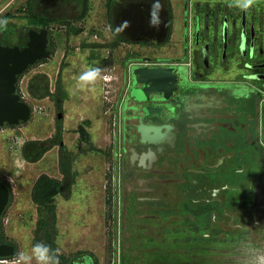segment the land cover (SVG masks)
<instances>
[{
    "label": "flooded vegetation",
    "instance_id": "obj_1",
    "mask_svg": "<svg viewBox=\"0 0 264 264\" xmlns=\"http://www.w3.org/2000/svg\"><path fill=\"white\" fill-rule=\"evenodd\" d=\"M231 3L184 0L175 53H154L171 41V6L161 5L156 27L149 24L147 3L134 6L128 21L133 43L150 51L125 55L115 100L112 187L121 201L123 239L138 241L151 256L162 253L158 263L173 261L177 241L195 238L184 245L194 249L187 251L192 257L180 255L186 260L241 264L218 257L216 250L228 247L212 239L226 231L221 221L242 218L230 204L242 203L264 171V9L251 4L241 11ZM135 67L164 70L158 87L134 81ZM74 264L93 260L84 256Z\"/></svg>",
    "mask_w": 264,
    "mask_h": 264
},
{
    "label": "rangeland",
    "instance_id": "obj_2",
    "mask_svg": "<svg viewBox=\"0 0 264 264\" xmlns=\"http://www.w3.org/2000/svg\"><path fill=\"white\" fill-rule=\"evenodd\" d=\"M183 1L169 0L175 13L174 32L171 41L167 44L162 41V47L154 53L176 52L181 39ZM26 2L0 0V21H6L9 27V31L3 33V45L22 44L27 31L33 29L28 26L22 9ZM133 2L152 5L154 0ZM160 4L166 5L164 0H160ZM126 5L125 0L117 4L115 27L124 25L118 21V11ZM252 5H261L264 9V0H252ZM37 8L41 13L62 17L65 22L51 25L50 40L54 49L51 57L30 66L18 81V94L31 108L30 118L0 127V180L10 188L9 201L0 217L5 238L15 246V255L29 251L36 243L38 208L31 200V190L35 180L47 174L62 182L61 192L56 196L55 242L56 250L68 264L81 262L84 254H91L97 264H122L121 255L127 260L137 259L131 264L164 260L159 256L162 253L155 252L151 256L129 236L123 239L121 201L118 188L112 187L115 100L122 83L125 55H139L150 48L115 40L107 20L106 0H89V11L82 20L74 18L81 9L79 0H42ZM3 28L4 24H0V31L3 32ZM119 33L122 35V31ZM92 68L101 70L99 77L81 87L80 76ZM79 126L88 133V141L81 139ZM252 186L258 201L263 202L264 184L255 180ZM259 213L254 218L246 217L243 226L246 230L249 226L250 230H245L244 234L235 228L237 219L220 222L226 231L216 232L219 239L212 240L228 248L216 250L218 257L241 264H263L264 211ZM196 240L177 241L180 247L170 249V258L174 261L180 255L194 256L187 252L194 249L184 245ZM200 250L199 254L208 255V249L204 250L206 253ZM14 258L0 262L10 264Z\"/></svg>",
    "mask_w": 264,
    "mask_h": 264
},
{
    "label": "trees",
    "instance_id": "obj_3",
    "mask_svg": "<svg viewBox=\"0 0 264 264\" xmlns=\"http://www.w3.org/2000/svg\"><path fill=\"white\" fill-rule=\"evenodd\" d=\"M42 0H27L25 8H22L25 11V17L28 26L32 27L33 29L40 30L42 28H46L48 30V41L49 46L48 48L51 49V52L54 50L53 46L51 45L50 40V28L51 25L56 22H65L62 17L54 16L50 14H44L39 12L37 7L39 6L40 2ZM81 3V9L79 13L74 17L75 20H82L86 17L88 11H89V0H79ZM166 6L168 8L170 7L169 0H164ZM118 0H106V13H107V20L108 24L110 26V29L115 37V40L122 42L124 41V38L119 34V32L116 31L115 23H114V14L116 9V3ZM135 3V2H134ZM145 3V2H139ZM147 4H149L147 2ZM162 5V4H161ZM4 31H0V43L3 45L5 44V39L3 33H7L9 31V27L4 24ZM74 30V29H73ZM27 41V33L23 37V43L19 46H23L25 42ZM44 60V59H43ZM39 62V61H37ZM36 63V62H35ZM34 63V64H35ZM32 66V65H30ZM28 66V68L30 67ZM27 68V69H28ZM26 69V70H27ZM24 73V72H23ZM22 73V74H23ZM22 74L17 76V83L22 76ZM17 87V86H16ZM22 123V122H21ZM8 125V124H5ZM78 130L80 131L81 139L84 141H88V133L84 129L83 126H79ZM256 175V174H254ZM258 175V183L264 184V171L263 172H257ZM257 179V178H256ZM1 181V180H0ZM4 183V182H3ZM6 184V183H4ZM7 185V184H6ZM252 186V185H251ZM9 188V186L7 185ZM62 188V182L59 181L56 178L50 177L47 174H41L34 182L31 190V200L34 204H36L38 208V219L36 222V228H35V242L36 243H45L49 245L52 249H54L59 257V264H68L67 259L62 255L59 254L56 250V234H57V228H56V196L60 194ZM249 189L246 190L245 194H242V203H231L230 207L232 210L235 211V214L237 215V212H242V218H233L237 219L235 223V228L238 232H242L244 234L246 231L250 230L249 226L246 230V227L243 226L244 221H246V217L250 216L254 218L257 213H261L264 211V200L263 202L258 201V195L257 192H255V188L248 187ZM10 191V188H9ZM259 213V214H260ZM259 223V221H258ZM254 225H257V220L254 221ZM253 226V225H252ZM246 230V231H245ZM0 242H5L12 244L10 241H8L5 236L4 232L1 226L0 222ZM16 253V249H15ZM15 256H8L5 258H0V260H8ZM87 258H91L93 260V264H97L96 259L90 254H84ZM125 259H123V263L125 264ZM74 264V262L72 263Z\"/></svg>",
    "mask_w": 264,
    "mask_h": 264
},
{
    "label": "water",
    "instance_id": "obj_4",
    "mask_svg": "<svg viewBox=\"0 0 264 264\" xmlns=\"http://www.w3.org/2000/svg\"><path fill=\"white\" fill-rule=\"evenodd\" d=\"M48 30L29 29L27 42L24 47L19 45H2L0 43V127L4 124L16 125L30 118V106L21 100L16 92L17 76L22 74L30 65L45 58L51 57L48 48ZM164 70L135 67L132 71L134 81H152L154 88L162 80ZM61 114H58V118ZM10 197V191L6 184L0 181V217ZM15 246L0 242V258L13 256Z\"/></svg>",
    "mask_w": 264,
    "mask_h": 264
},
{
    "label": "clouds",
    "instance_id": "obj_5",
    "mask_svg": "<svg viewBox=\"0 0 264 264\" xmlns=\"http://www.w3.org/2000/svg\"><path fill=\"white\" fill-rule=\"evenodd\" d=\"M252 4V0H232L230 6L241 11H247ZM161 9L160 0H154L150 10V26L156 27L160 23L159 12ZM6 21H0V24H5ZM126 22L120 27H116L117 32H121L126 27ZM99 68H92L80 76L81 87L93 83L100 75ZM59 264V257L54 249L45 243H35L29 251H21L15 255V258L10 264ZM3 264V262H0Z\"/></svg>",
    "mask_w": 264,
    "mask_h": 264
},
{
    "label": "crops",
    "instance_id": "obj_6",
    "mask_svg": "<svg viewBox=\"0 0 264 264\" xmlns=\"http://www.w3.org/2000/svg\"><path fill=\"white\" fill-rule=\"evenodd\" d=\"M126 1V6L123 8V10H119L118 12H120V18H119V22L121 23V24H125V22H126V27H124L123 28V30H122V37L124 38V42H129V43H133V38H132V35L130 34V32H129V26H128V21H129V19H130V17H131V15H132V9H133V7L134 6H136L137 4H135L134 2H133V0H125ZM118 3H120V0H118V2L116 3V9H115V12L117 13V4ZM133 7H132V6ZM129 8V10H128V8ZM116 22H117V20H116ZM114 23H115V21H114Z\"/></svg>",
    "mask_w": 264,
    "mask_h": 264
},
{
    "label": "bare ground",
    "instance_id": "obj_7",
    "mask_svg": "<svg viewBox=\"0 0 264 264\" xmlns=\"http://www.w3.org/2000/svg\"><path fill=\"white\" fill-rule=\"evenodd\" d=\"M156 263L158 262H155V264ZM158 264H163V263L159 262ZM169 264H198V263L195 261L186 260L183 256H179L176 259H174V261L169 262Z\"/></svg>",
    "mask_w": 264,
    "mask_h": 264
}]
</instances>
